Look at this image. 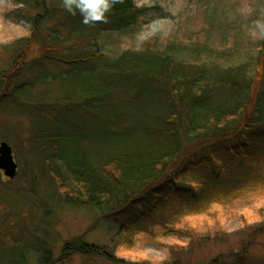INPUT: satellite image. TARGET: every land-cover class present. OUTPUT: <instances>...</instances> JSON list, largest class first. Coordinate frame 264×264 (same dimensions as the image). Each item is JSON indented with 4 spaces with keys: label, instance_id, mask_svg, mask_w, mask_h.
Segmentation results:
<instances>
[{
    "label": "rangeland",
    "instance_id": "obj_1",
    "mask_svg": "<svg viewBox=\"0 0 264 264\" xmlns=\"http://www.w3.org/2000/svg\"><path fill=\"white\" fill-rule=\"evenodd\" d=\"M20 1L29 4L25 7L16 0H0V73H6L1 88L7 91L5 98L0 97V142L10 146L17 164L12 179L0 171V264H10L19 252L25 253V264H38L44 252L49 264H123L120 260L127 264H264V189L251 191L231 204H214L204 213L181 217L174 230L166 231L153 222L134 235L131 243L121 241L118 247L110 240L119 230L118 219L126 214L116 217L117 208L75 209L62 203L59 195L68 188L57 189L48 170L68 166L53 162L51 134L62 131L67 136L61 141L63 154L90 165L116 143L146 141L141 133L153 127L154 107L138 106L142 91L138 80L128 83L125 77L113 80L79 69L70 71L72 64L52 57L23 62L27 50L33 58L40 49L43 53V45L50 46L45 29L57 23L60 14L38 26L33 21L40 13L35 5L51 0ZM134 4L143 10L134 27L99 35L96 46L103 55L118 58L150 45L177 60L242 64L253 72L259 65L264 69V0H135ZM20 8L26 10L30 21L11 14ZM67 26L59 25L60 38L67 37ZM41 29L44 41L36 42L41 48L27 49L26 38ZM71 44L50 46L47 54L67 56ZM83 46L74 45L76 50ZM21 55L25 66L16 68L15 60ZM109 82L120 88L127 85L128 92L118 90L103 102L100 98L82 99L91 87L98 90ZM134 98L137 101H132ZM94 104L99 108L92 107ZM110 109L125 115L114 126L108 119ZM110 130L116 131L113 138ZM185 157L182 153L179 163L165 172L180 166ZM159 183L151 182L133 195L144 194ZM80 242L98 246L117 259L73 247Z\"/></svg>",
    "mask_w": 264,
    "mask_h": 264
},
{
    "label": "trees",
    "instance_id": "obj_2",
    "mask_svg": "<svg viewBox=\"0 0 264 264\" xmlns=\"http://www.w3.org/2000/svg\"><path fill=\"white\" fill-rule=\"evenodd\" d=\"M16 2L25 7L29 4L27 1ZM134 2L117 0L105 14L106 22L87 25L82 23L83 18L78 11L74 10L73 14L64 8L63 0L36 4L35 8L40 13L33 21L38 26L51 15L60 14V20L51 27L47 26L45 32L52 47L65 42L73 44L68 47L70 52L67 56L47 54L51 48L46 45H43L41 54V47L36 42L44 41L42 29L35 30L34 35L26 38L27 49L36 45L40 49L35 56L39 61L52 57L68 66L72 64L70 71L79 69L80 72L113 80L125 77L128 83L138 80L142 88L137 97L138 106L154 107L153 127L141 133L148 138L146 141L121 145L111 140L116 144L90 165L76 163L63 154L65 148L61 141L67 136L62 131L61 134H51L53 158H56L53 162L62 161L68 166L67 169L58 167L56 171L48 170L57 189L68 188L59 195L62 203L75 209L83 207L107 211L117 208L113 213L116 217L126 214L125 218L118 219L119 230L111 237L115 247L121 241L131 243L134 235L144 232L153 222L166 231L174 230L181 217L204 213L214 204H231L251 191L264 189L262 65L253 72L245 70L242 64L187 62L152 49L150 45L141 52L123 53L118 58L103 55L96 46L99 35L128 30L143 15V10ZM21 9L11 14L30 21L26 10ZM59 25H68L67 37L60 38ZM75 44L85 45L84 49L76 50ZM23 58L24 55H21L15 60L16 68L25 66L21 62ZM5 79L6 73H0L1 98L7 95V91L2 90ZM116 86L113 82L104 84L98 90H94L96 86H93L89 95L82 99L100 98L103 102L106 98H113L118 90L128 92L127 85L123 88ZM137 98L132 101H137ZM127 105L131 106L130 103ZM92 107L99 108L97 104ZM107 114L112 126L125 116L111 109ZM115 135V130L109 131L111 138ZM128 135L130 133L125 134ZM40 153L43 155L44 152ZM182 153L186 157L180 166L165 172L178 162ZM156 180L160 181L157 187L144 194L133 195V192ZM80 243L73 247L79 250L87 248L117 259L108 251H100L98 246L88 247ZM16 255L10 259V264H25V253ZM37 263L49 264L48 254L39 255ZM119 263L127 264L123 260Z\"/></svg>",
    "mask_w": 264,
    "mask_h": 264
},
{
    "label": "clouds",
    "instance_id": "obj_3",
    "mask_svg": "<svg viewBox=\"0 0 264 264\" xmlns=\"http://www.w3.org/2000/svg\"><path fill=\"white\" fill-rule=\"evenodd\" d=\"M117 0H63L64 8L74 13L78 11L82 16V23L92 24L95 22H106L108 13Z\"/></svg>",
    "mask_w": 264,
    "mask_h": 264
},
{
    "label": "water",
    "instance_id": "obj_4",
    "mask_svg": "<svg viewBox=\"0 0 264 264\" xmlns=\"http://www.w3.org/2000/svg\"><path fill=\"white\" fill-rule=\"evenodd\" d=\"M12 150L6 142H0V170L3 172V175L12 179L17 171V164L13 155L11 154Z\"/></svg>",
    "mask_w": 264,
    "mask_h": 264
}]
</instances>
